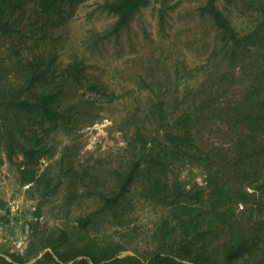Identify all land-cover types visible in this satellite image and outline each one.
Segmentation results:
<instances>
[{
	"label": "rangeland",
	"instance_id": "1",
	"mask_svg": "<svg viewBox=\"0 0 264 264\" xmlns=\"http://www.w3.org/2000/svg\"><path fill=\"white\" fill-rule=\"evenodd\" d=\"M105 1L78 5L57 35L62 63L82 60L114 97L86 93L71 125L48 134L33 129L43 155L31 167L20 151L9 157L0 141V256L35 264L50 251L46 239L67 231L74 246H118L119 257L145 259L187 246L222 264L227 245L264 234V135L255 132L252 141L239 121L241 112L264 105V44L214 49L217 31L198 10L207 0H152L115 40L108 37L115 16L102 10ZM216 5L238 35L259 27L258 2ZM172 97L200 114L199 142L189 155L165 160L168 128L156 126L152 106ZM242 137L243 152L237 144ZM139 158L143 175L114 210L101 212L99 194L116 193ZM151 159L166 163L159 178L166 190L148 188ZM217 183L229 195L219 210L224 216L211 209ZM88 215L92 222L82 230L78 219ZM257 247L254 255L264 256V244ZM187 256L184 264H190Z\"/></svg>",
	"mask_w": 264,
	"mask_h": 264
},
{
	"label": "trees",
	"instance_id": "2",
	"mask_svg": "<svg viewBox=\"0 0 264 264\" xmlns=\"http://www.w3.org/2000/svg\"><path fill=\"white\" fill-rule=\"evenodd\" d=\"M85 1L87 0H0V141L4 140L9 157L15 150L20 151L30 167L36 165L43 155V148L40 146L42 139L37 134L30 136L33 129L48 134L71 125L76 120L75 116L82 111L86 93L108 100L109 97H114V93H110V96L104 83L89 75V68L82 60L74 58L65 64L60 60L58 29L68 21L73 10ZM151 1H105L102 10L115 16L108 37L113 36L118 40L121 32L129 27L132 18ZM253 1L260 5L259 27L242 35L234 32L229 18L217 7L216 0H207L198 8L200 17L208 15L217 31L213 41L214 49L221 47L222 50L230 48L242 51L247 46L257 49L264 44V0ZM160 18L163 19L162 12ZM177 101L178 97H172L171 102L163 99L152 106L156 126L168 128L164 139L169 147L170 157L165 154V160L189 155L190 149H196V143L199 142V133L196 131L198 128L195 127L199 124L200 114L196 108L183 109L179 106L180 100ZM207 104L200 103L199 108H204ZM260 108L264 110V105L258 104L254 110L239 114V121L252 141L255 140V132H262L264 135V115ZM245 143L244 137L238 138L237 144L242 152L245 151ZM161 159L164 160V157ZM158 165L161 167L160 171L157 169ZM142 166L140 158L136 159L122 178L116 193L111 196L99 194L101 212L112 211L119 205L137 176L143 175ZM165 169L164 161H149L145 171L149 175L150 191L159 186H165L162 190L169 187L166 181L159 179ZM31 171L30 168L29 172ZM223 185H214V199L211 203L212 211L219 216H224L219 210L229 196ZM91 222L90 215L85 219H78L79 228L86 230ZM70 240L71 235L67 231L49 236L43 246L49 247L50 251L45 252L35 264L70 261L76 264H184L181 259H184L185 252H189L187 260L190 264H218L210 256L198 252L193 255L191 248L187 246L180 247L177 251L158 250L150 257L141 259L135 255L119 257L121 248L118 246L99 247L90 243L74 246ZM260 243L264 244V234L259 235L258 232L250 239L242 237L236 240L224 249L222 264H264L263 255H254ZM180 250L184 252L183 255ZM9 257L17 263H23L24 260L15 255ZM78 257L81 259L76 260ZM0 263L12 264L2 256Z\"/></svg>",
	"mask_w": 264,
	"mask_h": 264
}]
</instances>
